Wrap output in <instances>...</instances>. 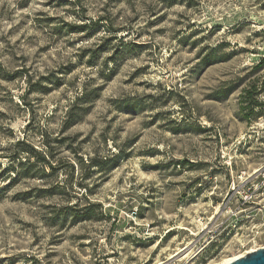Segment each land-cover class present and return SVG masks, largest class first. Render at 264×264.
Wrapping results in <instances>:
<instances>
[{
	"label": "rangeland",
	"instance_id": "obj_1",
	"mask_svg": "<svg viewBox=\"0 0 264 264\" xmlns=\"http://www.w3.org/2000/svg\"><path fill=\"white\" fill-rule=\"evenodd\" d=\"M260 248L264 0H0V264Z\"/></svg>",
	"mask_w": 264,
	"mask_h": 264
},
{
	"label": "water",
	"instance_id": "obj_2",
	"mask_svg": "<svg viewBox=\"0 0 264 264\" xmlns=\"http://www.w3.org/2000/svg\"><path fill=\"white\" fill-rule=\"evenodd\" d=\"M230 264H264V248L245 254Z\"/></svg>",
	"mask_w": 264,
	"mask_h": 264
},
{
	"label": "bare ground",
	"instance_id": "obj_3",
	"mask_svg": "<svg viewBox=\"0 0 264 264\" xmlns=\"http://www.w3.org/2000/svg\"><path fill=\"white\" fill-rule=\"evenodd\" d=\"M256 249H250L249 251L243 253V254H240V255H236L235 257H231V258H226V259H223L220 261V263L218 264H230L232 263L233 261H235V259H238V258H241L243 257L245 254H249L250 252H253L255 251Z\"/></svg>",
	"mask_w": 264,
	"mask_h": 264
},
{
	"label": "trees",
	"instance_id": "obj_4",
	"mask_svg": "<svg viewBox=\"0 0 264 264\" xmlns=\"http://www.w3.org/2000/svg\"><path fill=\"white\" fill-rule=\"evenodd\" d=\"M262 62V61H261ZM261 62H260V64H261ZM260 64H258L259 66H260ZM249 92H246V94H248Z\"/></svg>",
	"mask_w": 264,
	"mask_h": 264
}]
</instances>
